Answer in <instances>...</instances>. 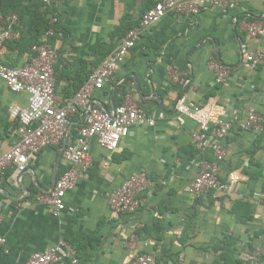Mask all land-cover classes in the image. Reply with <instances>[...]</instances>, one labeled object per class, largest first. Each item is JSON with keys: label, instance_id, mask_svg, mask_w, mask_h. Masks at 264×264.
Returning a JSON list of instances; mask_svg holds the SVG:
<instances>
[{"label": "crops", "instance_id": "1", "mask_svg": "<svg viewBox=\"0 0 264 264\" xmlns=\"http://www.w3.org/2000/svg\"><path fill=\"white\" fill-rule=\"evenodd\" d=\"M158 0H54L55 16L63 38H57L56 99L63 105L85 83L95 69L134 28L147 9ZM226 9L208 7L198 16L168 14L147 28L115 73L111 85L96 92L92 102L111 113L130 94L149 115L165 112L153 127L136 126L115 151L93 142L92 166L69 192L66 209L55 218L35 196L53 188L55 171L66 170L61 147L44 149L39 160L21 174L15 185L14 169L0 184V264H25L36 253L69 240L85 264H130L148 253L154 264H214L225 241L232 256L246 261L251 249L260 248L264 260V131L254 133L242 121L250 108L264 115V63L251 69L247 55L264 47V35L251 38L244 20L264 23V0H227ZM36 0H0V29L12 22L19 39L2 47L1 60L12 67L26 65L33 53L28 40L35 34L37 12L50 24L51 13ZM44 38L41 37V40ZM216 61L230 70L217 84ZM180 75L168 80L169 70ZM126 95L124 96V93ZM180 97L196 106L215 104L229 119L236 118L228 137L220 139L226 157L220 165L221 179H234L237 194H191L200 171V155L192 143L198 130L193 120L177 113ZM28 94L13 93L0 79V139L3 150L17 140L18 119L11 106L26 107ZM80 117L73 118L79 126ZM73 129V128H72ZM72 131V130H71ZM71 135V133H70ZM214 160L212 152L205 155ZM146 172L153 182L140 195L142 204L134 213L113 216L107 194L133 174Z\"/></svg>", "mask_w": 264, "mask_h": 264}, {"label": "built area", "instance_id": "2", "mask_svg": "<svg viewBox=\"0 0 264 264\" xmlns=\"http://www.w3.org/2000/svg\"><path fill=\"white\" fill-rule=\"evenodd\" d=\"M45 7H52L54 0H36ZM227 0H158L146 10L138 24L129 29L117 48L108 54L102 62L91 71L86 82L75 94L61 105L57 103L56 66L59 61V51L52 37H64V32L57 27L59 17L53 16L50 27L40 43L32 46L33 57L22 67H12L5 64L2 47L4 44L19 39V32L13 31L11 24L17 21L16 15L6 18L7 27L0 29V79L13 93L26 92L28 104L26 107L11 106L10 112L18 119L15 130L17 140L8 150H3L0 139V184L9 169H14L15 185L19 186V178L31 164L39 160L41 152L48 147H61L73 124V118L80 117L77 135L69 140L64 150L66 170L58 176L54 187L47 192L35 196V202L43 205L55 217L60 218L66 209V198L89 171L92 166L90 150L93 142L107 151L117 150L121 142L129 135L133 127H153L157 120L165 119V112L160 111L157 117L149 115L127 94L121 105L108 113L92 102L98 91L112 84L115 73L131 50L140 42L142 33L149 27L160 22L166 15L176 13L185 16H198L204 9L212 6L226 9ZM244 30L251 38L264 35V23L261 20L245 19ZM251 69H256L264 63V47L250 52L246 57ZM216 71V83L223 84L230 76V70L216 62L211 63ZM167 78L172 83L180 80V75L171 69ZM175 109L198 125V130L192 132V143L199 153L200 171L194 179L191 194L201 198L209 194L234 195L245 199V195L234 189V179H221L220 165L226 157V148L219 142L231 133L236 118L229 119L223 109L215 104L196 106L188 103L185 97L177 100ZM243 127L254 133L264 131V115L256 108H250L244 120ZM212 152L214 160L205 159ZM153 182L146 172L133 174L121 186L107 194L111 214L134 213L142 204L140 195L152 188ZM264 207V195H257ZM261 238L264 239V233ZM7 245V239L0 235V247ZM248 264H264L262 251L258 248L250 250ZM155 259L148 253L137 255L130 264H154ZM25 264H85L78 256L73 244L60 238L56 244L43 251L34 253Z\"/></svg>", "mask_w": 264, "mask_h": 264}, {"label": "trees", "instance_id": "3", "mask_svg": "<svg viewBox=\"0 0 264 264\" xmlns=\"http://www.w3.org/2000/svg\"><path fill=\"white\" fill-rule=\"evenodd\" d=\"M38 3L39 4H38L37 8H40V6H44L42 3H40V2H38ZM46 8L51 13L52 17L55 16V14H54L55 13L54 12L55 11L54 5L52 7H46ZM41 15H42L41 12H37L36 20L34 22L36 24L35 29H34L35 30V34H33V37H31L28 40V44L30 46V49L32 48L33 45L40 43L41 37H43V35H45L46 31L50 27L49 22H47L45 20V18L42 17ZM57 27L60 29L59 24L57 25ZM55 40H56V37H52L51 38V41L53 43L55 42ZM90 73L88 74L87 79H88ZM125 95H126V92L124 93V96ZM123 101H124V99L117 106L121 105ZM77 128H78V126H73V129H72L71 135H70L71 139H74V137L77 135ZM61 174H62V172L59 173V176ZM231 244H232L231 241L227 240L221 246L214 247L215 249H223V252L220 254L219 258H217L214 261V264H248L247 260L242 262V260L232 256L230 251L227 249V246L231 245ZM251 249L253 250V246L252 245H251Z\"/></svg>", "mask_w": 264, "mask_h": 264}, {"label": "water", "instance_id": "4", "mask_svg": "<svg viewBox=\"0 0 264 264\" xmlns=\"http://www.w3.org/2000/svg\"><path fill=\"white\" fill-rule=\"evenodd\" d=\"M114 109H115V108H114ZM104 110H105L106 112H108V113H111V112L108 111L107 109H104ZM113 112H114V110H113ZM72 128H73V124H72V126L70 127L69 132H68V135H67V137H66V139H65V141H64V143H63V145H62V151H61V153H60V155H59V157H58V161H57V164H56L57 168L59 167L60 161H61V159H62L63 151L65 150V148H66V146H67V143H68V140H69V135H70V133H71ZM57 178H58V174H57V170H56V171H55L54 180H53V187H54V185H55V183H56Z\"/></svg>", "mask_w": 264, "mask_h": 264}]
</instances>
